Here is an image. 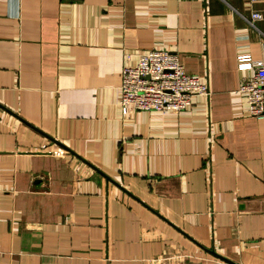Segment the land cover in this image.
Wrapping results in <instances>:
<instances>
[{
    "label": "crops",
    "instance_id": "obj_1",
    "mask_svg": "<svg viewBox=\"0 0 264 264\" xmlns=\"http://www.w3.org/2000/svg\"><path fill=\"white\" fill-rule=\"evenodd\" d=\"M156 47L210 94L124 111L122 69ZM239 55L264 57V0H0V264H264Z\"/></svg>",
    "mask_w": 264,
    "mask_h": 264
},
{
    "label": "built area",
    "instance_id": "obj_2",
    "mask_svg": "<svg viewBox=\"0 0 264 264\" xmlns=\"http://www.w3.org/2000/svg\"><path fill=\"white\" fill-rule=\"evenodd\" d=\"M249 1L253 5L258 0ZM260 18L262 13L254 9L247 20L254 25ZM239 68L253 73L241 79L238 91L247 98L251 114L264 117V57L253 59L251 55H239ZM120 92L124 111L179 113L190 108L196 96L210 94V89L198 75L186 71L177 53L156 47L139 53L136 64L123 67ZM55 153L64 154V151Z\"/></svg>",
    "mask_w": 264,
    "mask_h": 264
}]
</instances>
